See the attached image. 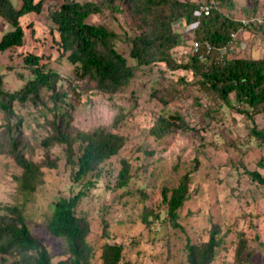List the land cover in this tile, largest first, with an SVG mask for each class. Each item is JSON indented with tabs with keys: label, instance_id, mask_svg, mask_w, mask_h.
<instances>
[{
	"label": "rangeland",
	"instance_id": "obj_1",
	"mask_svg": "<svg viewBox=\"0 0 264 264\" xmlns=\"http://www.w3.org/2000/svg\"><path fill=\"white\" fill-rule=\"evenodd\" d=\"M17 1L11 0L13 5ZM59 2L45 0L40 12L21 19L22 45L0 51L3 88L15 91L32 78L22 58L36 55L39 63L57 73L56 89L66 93L63 103L70 106L73 127L83 131L110 128L121 112L113 130L124 142L115 155L100 163L96 175L73 182L63 146L43 147L40 143L50 133L51 93L35 105L13 101L7 114L0 108V218H11L6 207L19 206L29 232L55 262L65 252L63 241L46 229L52 203L82 191L74 211L89 224L86 241L92 255L88 264H100L104 243L121 244L122 259L131 264H188L186 243L205 242L214 230L219 244L211 264H264V184L247 173L256 171L264 178V142L252 133L264 132V112L248 118L239 111L241 104L227 106L201 89L198 77L189 70H171L163 63L137 67L118 93H99L92 81L73 72L66 53L60 52L55 25L49 20L50 8ZM219 9L236 22H264V0H232L230 6ZM87 22L105 23L118 32L115 49L127 64H134L124 39V34H130L131 22L123 6L117 4L112 14L90 15ZM195 25L181 21L172 25L180 35L179 45L171 49L176 62L188 60ZM11 28L0 17V37ZM233 57H264V27L239 28L233 33L227 58ZM160 122L166 129L160 134L152 132ZM6 125L11 126L10 132ZM16 125L18 149L25 158L41 164L38 182L30 193L19 190L15 176L21 170L8 153V140L16 136ZM122 162L127 166V178L118 184ZM183 174L188 177V195L177 210L178 226L174 227L161 191H169ZM22 255L0 253V264H11Z\"/></svg>",
	"mask_w": 264,
	"mask_h": 264
},
{
	"label": "trees",
	"instance_id": "obj_2",
	"mask_svg": "<svg viewBox=\"0 0 264 264\" xmlns=\"http://www.w3.org/2000/svg\"><path fill=\"white\" fill-rule=\"evenodd\" d=\"M44 1L20 0L18 7H15L11 0H0V17L12 27L2 33L0 51L22 45L24 26L21 19L40 12ZM209 2L213 4L209 14L197 17L194 12L200 3L190 1L61 0L58 5L50 8L49 20L55 25L60 52L66 53L65 58L73 65V72L80 78L92 81L99 93L110 96L118 93L134 77L137 67L163 63L171 70H189L193 76L198 77L201 89L212 92L227 106H231V102L238 103L237 106L241 104L243 107L239 111L251 118L252 114L264 112V57L228 59L226 54L223 62H218L215 57L220 47L232 42L233 33L239 28H261L264 27V22H236L221 12L219 7L230 6L232 0H205L204 3ZM117 4L123 6L131 22L130 34H124V39L129 43L128 55L133 59V65L127 64L126 58L115 49V42L120 37L118 32L105 23L87 22L90 15H101L105 11L112 14ZM177 21L186 25L198 21L192 28V41L198 42L200 51L204 50L205 43L212 46L204 60L199 59L198 53L191 50L186 62H176L172 57L171 49L180 43V35L172 27ZM27 25L28 23L25 24ZM136 28H140L138 32ZM22 61L29 67L32 78L25 81L19 89L8 91L3 88L0 74V108L7 114L11 102L18 101L22 104L29 101L35 105L43 95L50 92L53 117L48 122L50 133L40 141L41 145L63 146L73 182L82 181L88 174L96 175L100 163L115 155L123 145V136L113 130L121 120V112L114 116L110 128L98 126L90 131H83L73 127L70 106L63 103L66 93L56 89L57 73L39 63L36 55H25ZM159 125L151 131L160 134L167 127L162 122ZM15 127L14 132L17 133L16 136L9 137L8 153L21 170L15 176L19 190L30 193L38 182L41 164L25 158L20 152L18 125ZM6 128L11 131V126L6 125ZM252 133L264 142V132L252 130ZM247 173L252 179L264 184V178L256 171ZM117 175V183L124 184L127 178V166L124 162ZM187 182L188 177L183 174L169 191L165 188L161 191L168 219L174 227L178 226L177 210L188 195ZM90 183V180L85 182L86 185ZM82 194V191H77L68 197L56 199L46 222L48 233L63 241L64 258L51 261L41 242L29 232L22 210L16 205L5 208L11 218H0V253L23 254L11 264H88L92 255L86 241L89 224L84 216H78L74 211ZM214 234L215 230L211 231L205 242L186 243L188 264H211L219 244ZM30 251L33 252L32 255L26 254ZM100 264L131 263L122 259L121 244L104 243L100 252Z\"/></svg>",
	"mask_w": 264,
	"mask_h": 264
},
{
	"label": "built area",
	"instance_id": "obj_3",
	"mask_svg": "<svg viewBox=\"0 0 264 264\" xmlns=\"http://www.w3.org/2000/svg\"><path fill=\"white\" fill-rule=\"evenodd\" d=\"M211 7H213V4L211 2H209V3H203L202 2V3L197 5L194 14L197 17L208 15L209 12H210V8ZM197 23H198V21L195 22V24H197ZM230 45H231V43H228V44H225L222 47H220L218 49V53H217V56L215 57V60H217L218 62L225 61L226 54H228V51L230 50ZM203 49L204 50L200 51L198 42L197 41H192L191 46H190V50L192 52L198 53V57L201 60H204L205 57L207 55H209V53L212 50V46L210 44H208V43H205L203 45Z\"/></svg>",
	"mask_w": 264,
	"mask_h": 264
},
{
	"label": "crops",
	"instance_id": "obj_4",
	"mask_svg": "<svg viewBox=\"0 0 264 264\" xmlns=\"http://www.w3.org/2000/svg\"><path fill=\"white\" fill-rule=\"evenodd\" d=\"M20 4V0L17 1L16 5H14L15 7H18V5Z\"/></svg>",
	"mask_w": 264,
	"mask_h": 264
}]
</instances>
